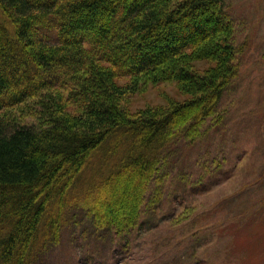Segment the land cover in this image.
<instances>
[{
    "label": "trees",
    "instance_id": "16d2710c",
    "mask_svg": "<svg viewBox=\"0 0 264 264\" xmlns=\"http://www.w3.org/2000/svg\"><path fill=\"white\" fill-rule=\"evenodd\" d=\"M224 5L0 0V264H40L68 214L121 233L159 205L172 145L224 122L238 75ZM148 82L189 98L128 112L124 94Z\"/></svg>",
    "mask_w": 264,
    "mask_h": 264
},
{
    "label": "rangeland",
    "instance_id": "374dc122",
    "mask_svg": "<svg viewBox=\"0 0 264 264\" xmlns=\"http://www.w3.org/2000/svg\"><path fill=\"white\" fill-rule=\"evenodd\" d=\"M224 2L238 75L220 102L223 124L172 145L162 200L149 215L119 233L68 214L40 264H264V0ZM187 98L174 82H148L126 92L123 103L138 113Z\"/></svg>",
    "mask_w": 264,
    "mask_h": 264
}]
</instances>
